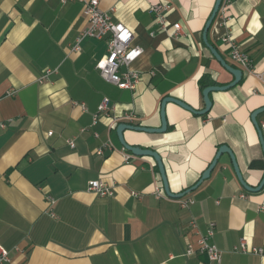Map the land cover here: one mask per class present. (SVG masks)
<instances>
[{
    "label": "crops",
    "instance_id": "crops-1",
    "mask_svg": "<svg viewBox=\"0 0 264 264\" xmlns=\"http://www.w3.org/2000/svg\"><path fill=\"white\" fill-rule=\"evenodd\" d=\"M155 2L170 6L165 30L149 9ZM214 3L99 0L143 49L132 65L141 78L130 90L106 81L95 67L107 53L106 38H84L80 51L71 50L88 25L82 1L0 0V245L9 252L0 264H264L259 255L233 249L242 239L264 249V185L247 191L222 153L209 177L184 195L193 203L183 207L165 194L156 161L125 150L116 133L120 122L159 127L166 96L201 110V84L233 80L202 39ZM176 22L181 33L174 36ZM225 35L248 54L261 78L242 70L235 86L209 93L204 114L167 102L163 133L123 131L127 144L160 155L172 193L195 184L222 144L249 186L263 177L251 113L264 106V0H232L207 31L208 43L241 69L229 57ZM46 69L52 72L42 79ZM103 98L109 111L93 123ZM126 114L131 120L123 119ZM256 120L260 127L264 111ZM106 142L111 149L97 155ZM94 179L113 185L114 193H93L88 182ZM157 186L166 196L155 195ZM209 222L219 262L186 254L188 246L197 248Z\"/></svg>",
    "mask_w": 264,
    "mask_h": 264
},
{
    "label": "built area",
    "instance_id": "built-area-1",
    "mask_svg": "<svg viewBox=\"0 0 264 264\" xmlns=\"http://www.w3.org/2000/svg\"><path fill=\"white\" fill-rule=\"evenodd\" d=\"M65 3L70 0H60ZM83 2V14L87 19L88 25L81 30L75 39L74 44L71 47L72 51H80V43L84 38H93L101 40L106 38L107 41V53L105 56L96 61L95 67L99 71V74L106 81L116 85L120 89H134L136 84L141 78L139 71L133 68V63L140 58L143 54L141 46L134 44V33L125 24L119 21H115L105 11L99 7V0H80ZM232 0H221L218 11L225 12V9ZM170 8L167 2H155L150 5V11L154 12L155 20L159 25L160 30L168 28L169 23L166 17V11ZM173 35L177 36L181 33V25L176 22L172 24ZM223 42L228 46V54L230 59L240 66L241 70L247 73H255L257 77L261 78V75L255 72L252 64V60L246 52L240 49L230 35H225L222 38ZM52 72L51 69H46L42 79ZM109 111V100L103 98L98 104L96 112L93 115V123H96L100 114ZM132 115L126 114L123 119L131 120ZM113 125V124H112ZM111 125V126H112ZM260 129L264 130V122L261 123ZM52 132H48L51 134ZM69 145L74 146L72 140H69ZM104 148L111 149V144L106 142L102 147H98L95 150L97 155H104ZM128 157V156H126ZM88 189L97 195H112L114 193V186L107 184L99 179L90 180L88 182ZM157 197L166 196L161 188L157 186L154 190ZM54 202L50 198V203ZM178 202L181 206L185 207L188 204L193 203V199L185 196L178 198ZM260 210L264 211V201L260 204ZM192 225L193 222H191ZM214 222H209L205 232L200 233V238L197 243V248L188 246L186 254L191 255L195 252L205 254L210 262H219L221 260V250L213 243L214 236ZM235 251L243 253H250L259 255L264 262V249L262 247H254L249 245L245 239L240 240L237 246L233 248ZM9 260V252L7 249L0 245V263Z\"/></svg>",
    "mask_w": 264,
    "mask_h": 264
},
{
    "label": "water",
    "instance_id": "water-1",
    "mask_svg": "<svg viewBox=\"0 0 264 264\" xmlns=\"http://www.w3.org/2000/svg\"><path fill=\"white\" fill-rule=\"evenodd\" d=\"M220 3H221V0H215L212 12H211L210 16L208 17V19H207V21L205 23V26L203 28L202 39H203L204 44L207 46V48L210 50V52L216 58V60L226 70H228L232 74L233 80L231 82L227 83V84H224V85H209V86L204 87L203 90H202V99H203V102H204V108L201 109V110H194L191 106H189L188 104H186L182 100L176 99L174 97H171V96L164 97L161 100L160 111H159L161 125L159 127H157V128L141 126V125H133V124H129V123H126V122H120L116 126V133H117V136H118V140H119L120 144L122 145V147L125 150L131 152L133 155H136V156H150L156 161V164H157V167H158V170H159V173H160V177H161V180H162V185H163L164 192L170 198L183 197L185 194H187V193L191 192L192 190L196 189L201 184V182L204 179L209 177L210 172L214 168L219 156L222 153H227L229 155L231 163H232V166H233V169L235 171V174H236L240 184L247 191H250V192L259 191L264 185V174H263V177H262L261 181L259 182V184L257 186H255V187L249 186L245 182L242 174L239 171V168H238V165L236 163V159H235V156H234L232 150L226 144H222V145H220L218 147L217 152H216L213 160L210 162L209 166L206 168V170H204V172L201 174L200 178L197 180V182L195 184H193L188 189H186V190H184L182 192L172 193L170 191V189H169V186H168V181H167V178H166L164 165L162 163L160 155L155 150L150 149V148H142V147L137 146V145H129V144H127L124 141V138H123V131L126 130V129L136 130V131H144V132H148V133H163V132H165L166 129H167V121H166V114H165V105H166L167 102H173V103L178 104L179 106H181V107H183V108H185L187 110H190L191 112L197 113V114H204V113L208 112V110L210 109V106H211V100L209 98V93L210 92L217 91V90H227V89L235 86L241 80L242 74H243L242 70L239 69V68H235V67L231 66L230 64H228L220 56V54L217 52V50L212 45H210L208 43V40H207V31H208L213 19L216 16V13H217V11L219 9ZM263 111H264V106L255 109L251 113V120H252V122H253L256 130H257L259 141H260V144L262 146L263 153H264V139H263L262 131H261V129H260L259 125H258V122L256 120L257 114H259V113H261Z\"/></svg>",
    "mask_w": 264,
    "mask_h": 264
},
{
    "label": "trees",
    "instance_id": "trees-1",
    "mask_svg": "<svg viewBox=\"0 0 264 264\" xmlns=\"http://www.w3.org/2000/svg\"><path fill=\"white\" fill-rule=\"evenodd\" d=\"M205 84H201L202 89L204 88Z\"/></svg>",
    "mask_w": 264,
    "mask_h": 264
}]
</instances>
